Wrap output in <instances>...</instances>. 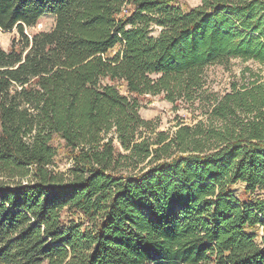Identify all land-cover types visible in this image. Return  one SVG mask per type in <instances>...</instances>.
I'll list each match as a JSON object with an SVG mask.
<instances>
[{
    "label": "trees",
    "instance_id": "trees-1",
    "mask_svg": "<svg viewBox=\"0 0 264 264\" xmlns=\"http://www.w3.org/2000/svg\"><path fill=\"white\" fill-rule=\"evenodd\" d=\"M0 28V264H264V77L206 93L264 67V0H0ZM149 94L205 118L159 129Z\"/></svg>",
    "mask_w": 264,
    "mask_h": 264
},
{
    "label": "rangeland",
    "instance_id": "rangeland-1",
    "mask_svg": "<svg viewBox=\"0 0 264 264\" xmlns=\"http://www.w3.org/2000/svg\"><path fill=\"white\" fill-rule=\"evenodd\" d=\"M187 4L194 6L201 3V0H182ZM17 31H6L0 28V46L5 49L10 48L12 40L17 37ZM119 49V46L112 49L109 54L112 55ZM250 69V70H249ZM261 73L264 77V67L253 60H243L241 58H233L228 66L211 65L206 69L207 91L206 93L224 94L231 89V85L235 81L249 79L252 74ZM141 102L140 113L146 119L155 120L159 129L174 130L178 122H186L194 124L204 119V110L208 108L207 99L197 101L193 105L189 103H179L178 106L170 103L164 98L163 94L158 95H142L139 96ZM176 107V108H175ZM59 169H66L69 162L63 153L57 157ZM236 193L243 195V184L236 185ZM258 233V240L261 242L264 236V227L259 226L255 229ZM42 264H48L44 262Z\"/></svg>",
    "mask_w": 264,
    "mask_h": 264
}]
</instances>
